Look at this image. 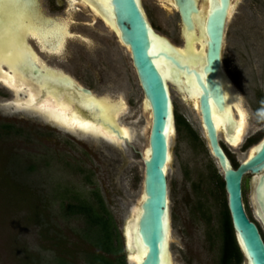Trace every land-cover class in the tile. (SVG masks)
Returning a JSON list of instances; mask_svg holds the SVG:
<instances>
[{
  "label": "rangeland",
  "instance_id": "1",
  "mask_svg": "<svg viewBox=\"0 0 264 264\" xmlns=\"http://www.w3.org/2000/svg\"><path fill=\"white\" fill-rule=\"evenodd\" d=\"M236 10L225 40L223 68L251 112V141L227 146L238 162L264 135V115L260 114L264 109V0H240ZM149 14L159 32L181 45L177 13L149 9ZM121 56L122 84L131 110L119 117V122L130 130L131 141L123 142L119 149L88 136L67 134L22 112L0 113V264H88L86 252L99 248L82 236L83 218L66 213L64 204L74 194L92 198L95 187L111 211L126 257L123 231L141 191L138 151L146 144L143 128L147 114L139 109L143 94L128 51L123 49ZM83 62L77 59L75 63L77 77L93 81L98 93L107 90L111 84L99 85ZM173 89L174 109L201 140L195 142L177 127L171 138L167 178L173 264H220L222 192L211 175L212 164L217 165L202 137L197 114ZM136 119L138 134L128 125ZM247 178L248 174L242 181L244 201L254 214Z\"/></svg>",
  "mask_w": 264,
  "mask_h": 264
},
{
  "label": "water",
  "instance_id": "2",
  "mask_svg": "<svg viewBox=\"0 0 264 264\" xmlns=\"http://www.w3.org/2000/svg\"><path fill=\"white\" fill-rule=\"evenodd\" d=\"M110 2L112 25L121 43L127 46L143 92L142 109L147 107L150 111L146 144L138 151L142 162L141 191L130 208L123 231L127 264H173L167 170L171 160V138L176 126L169 79L177 85L184 80L186 89H191L192 83H195L199 89L198 109L204 137L224 180L227 207L242 252V264H264V239L256 223L247 215L241 188L242 176L250 173L251 202L264 221V135L250 148L252 152L234 166L219 142V129L212 117L214 107L227 116L226 126L221 128L230 130L236 124L227 106L224 82L232 87L236 100H241V93L223 68L222 61L225 25L234 5L230 0H211L204 15L197 0H176L181 19L192 35L185 39L184 45H177L154 29L140 0ZM196 19L203 23L205 32L198 39L193 35ZM76 86L90 98L75 101L78 106L73 113L88 123L106 124L108 120L97 117L103 110L97 105L99 96L89 88L77 83ZM108 123L120 136L119 126L114 122L115 126ZM76 134L80 135L79 131ZM84 135L96 142H107L113 146L118 144L102 135L88 132ZM118 145H123V142Z\"/></svg>",
  "mask_w": 264,
  "mask_h": 264
},
{
  "label": "flooded vegetation",
  "instance_id": "3",
  "mask_svg": "<svg viewBox=\"0 0 264 264\" xmlns=\"http://www.w3.org/2000/svg\"><path fill=\"white\" fill-rule=\"evenodd\" d=\"M86 1L87 3L85 0H4L3 50L7 51L12 49L11 38L16 39L18 45H22H19L21 50V56L18 65L20 69L19 71H21L23 77L25 78L24 85H27V82H29V86L31 85L38 89L37 92L39 94L37 100L48 99L50 102L52 101L53 104L63 103L62 105L67 106V112H69L67 114L70 116L73 114L74 108L77 107L75 103L77 99L79 100L82 98L83 100H86L90 98L88 94H85L82 90L77 88V83L82 87L91 89L92 92L98 95L100 99L106 100V98L108 99L109 97L110 99L116 101L119 99L118 102H120V100H124L126 107L119 115V117H121L131 110L130 101L127 99L124 93L125 84H122V82H124V78L122 76L123 70L122 66L119 64L123 49H126L127 51L128 49L124 44L121 43L117 31L114 30V27H112L113 25L111 22L113 21V17L109 14V7L111 5L110 0ZM164 2L168 4V7H172V10L168 11V9L165 8L166 6L164 7L159 0H140L141 6L144 9L150 24L156 30L157 28L150 18L149 9H159L163 10L164 12L177 13L179 18V36L182 42L181 44L184 45L185 39H187V37H191L192 35H190L191 33L189 32V29L185 26L181 19L180 13L177 10V2L176 0H165ZM210 2L211 0H197L198 7L202 9L204 15L210 6ZM239 2L240 0H230V3L234 6L225 25L224 40H226L229 24L237 11L236 8ZM99 10L102 11L103 14L102 12L100 13ZM106 20L109 22V24H111V26L107 24ZM194 25L195 33H193V35H195V38L197 39L200 37L202 38L205 35V32L202 29L203 23L196 19L194 20ZM61 41L63 42L61 45L62 48L60 51H57ZM77 59L80 61L82 60V62L84 60V66L86 70L89 71L91 75H93L94 81H96L99 85L110 83L111 85L109 88H106L107 90L98 93L93 87V81H81L74 72ZM0 73L2 74L0 76V113L11 114L13 112H22L25 115H30L39 120L45 121L47 124L67 132V134L77 135L76 131H79L80 135L77 136H87L84 135L86 132L83 130H75L67 127L64 124L56 122V118L51 117L48 113L43 112L39 108L34 106L30 107L18 102L25 97L26 93L22 90L15 92L9 83L5 81V77L10 76L12 73V68H10L6 62L0 61ZM227 74L230 76L228 72ZM230 78L233 80L231 76ZM136 79L138 85L140 86L137 76ZM180 97L182 96L180 95ZM259 98V107L261 109L263 103L262 94L259 96ZM181 99L185 104L190 106V109L194 113L197 114V111L192 104H188L183 97ZM70 103L72 106L69 105ZM238 103H240V106H242L247 112V125L242 136V140L246 141L249 137L248 133L250 132V106L242 99ZM139 109L145 115L142 109V100L141 105H139ZM176 113L178 114L177 110L174 109V119ZM231 113L235 120H237V112L235 111L234 104L231 106ZM198 119L200 128H203L200 113L198 115ZM49 120H52L54 123L50 122ZM138 124L139 120L136 119L131 121V123L128 125L133 126V128L138 131ZM201 131L202 137L204 138L207 146V141L203 135L204 129H201ZM225 132L227 134L232 133L229 130L220 128L218 131L219 142L233 164L232 159H234V157H232L227 151V146H235L230 143ZM138 133L139 131L137 134ZM248 141L251 140L248 139ZM114 145V147L117 149H119L121 146L118 144ZM246 174H248L247 185L250 189L252 175L250 173ZM246 174L242 176L241 188L242 181ZM243 193L244 192L242 188V199L247 215L256 223L264 239V221L256 213L254 207L253 210L255 215L250 211L248 205H246L244 201Z\"/></svg>",
  "mask_w": 264,
  "mask_h": 264
},
{
  "label": "bare ground",
  "instance_id": "4",
  "mask_svg": "<svg viewBox=\"0 0 264 264\" xmlns=\"http://www.w3.org/2000/svg\"><path fill=\"white\" fill-rule=\"evenodd\" d=\"M159 1L162 3V5L164 7L166 6L165 8H167L168 11L172 10V7H168V4L166 2H164L165 0H159ZM85 2L87 3L86 0H85ZM105 6H106V4H105ZM101 12L102 11H100V13ZM102 14H103V12H102ZM106 22H107V24L109 26H111V24H109V22L107 20H106ZM114 30H116V29H114ZM116 35H117V33H116ZM11 42H12L11 43L12 44L11 45L12 49L11 50H7V51L3 50V60L2 61L6 62L10 66V68H12V73L10 74V76L5 77V81H7V83H9V85L11 86V88L15 92L18 91V90H22V91H24L26 93L25 97L23 99H21L22 101L20 100L18 102L23 103V104H25L27 106H30V107L34 106L36 108L41 109L43 112H46L51 117L57 119V121L53 119L54 121H56V122H58L60 124H64V125H66L69 128H72V129H75V130L80 129V130H83L86 133L88 132V133L95 134V135H102V136L108 137L109 139L117 142L118 144L122 143V142H126V141H131L130 130L124 124L119 122V115L123 112V110L126 107L124 100H120V102H118L119 99L116 101V100L110 99L109 97H108V99L106 98V100L98 98L97 105L99 106V109L102 108L103 110L100 113L97 114V117H101L102 120L103 119L108 120V121H106V124H104V125H102V123H99V125H96V124H93L91 122L88 123L86 120H83V119L80 120V118L77 115H75V113H73L70 116H68V114H67V113H69V112H67L68 108H67V106L62 105L63 103L62 104H56V103L53 104L52 101L50 102V100H48V99H42V100L38 99L37 100L38 94H39L37 92L38 89L36 87H34V86H31V85L29 86V82H27V85H24L25 84L24 83V79L25 78L23 77L21 71H19L20 69H19L18 65H19V61H20L19 59H20V56H21V50L19 48L20 44L18 45V43L16 42V39H14V38H11ZM19 43H21V42H19ZM62 43L63 42L61 41L60 46L58 47L57 51L61 50ZM20 46H22V45H20ZM125 47L127 48V46H125ZM2 72H3V70H2ZM1 75L2 74L0 73V76ZM2 79H3V77H2ZM191 79H192V77H191ZM168 85H169V89H170V87L174 88L178 92L179 96L181 95L186 102H189L190 104H192L194 106L195 110L197 111V114L199 115V109H198V91H199V89L197 88L195 83H192L191 89H186V87L184 86L185 85L184 84V80H182V84L177 85L176 83H174L173 80L169 79L168 80ZM223 85H224L225 96H226V99L228 101V105H227L228 108L231 110V106H232V104H234L235 111L237 112L236 124H234L232 126V129L229 130L232 133H230V134H227L226 132L225 133L227 134V138L230 141V143L233 144L234 146H237L242 140V136H243L245 127L247 125V112L242 106H240V103H238V101L236 100V97L233 94L232 87L228 84V82H224ZM61 94H63V93H61ZM86 100H88V99H86ZM57 101H58V99H57ZM69 105L72 106L71 103ZM143 109H144V112L147 114L146 121H145V126L143 128L144 135L147 136L148 129H149V123H150V120H149L150 111L147 109V107L143 108ZM232 111H233V109H232ZM241 113L244 114L243 123H241ZM105 116H108V118L106 119ZM212 117H213V120H214V123H215L217 129H220L221 126H224V127L226 126L227 116H226V114L224 112H218L213 107ZM108 122H111L112 124L114 122L115 124H117L119 126V132L121 134L120 136H118L115 133V131L109 127V125H108L109 123ZM115 124H113V125L115 126ZM201 129L203 130V128H201ZM251 152H252V149L248 150L246 155L248 153H251ZM131 258H134V257H131Z\"/></svg>",
  "mask_w": 264,
  "mask_h": 264
},
{
  "label": "trees",
  "instance_id": "5",
  "mask_svg": "<svg viewBox=\"0 0 264 264\" xmlns=\"http://www.w3.org/2000/svg\"><path fill=\"white\" fill-rule=\"evenodd\" d=\"M176 127L183 128L195 142H200L199 134L190 124L176 113ZM6 126H8L6 124ZM237 165V162L232 159ZM211 175L222 192L221 209L218 216L219 234L222 239L220 250L221 264H239L242 260V252L237 244L231 217L227 207L224 190V180L217 167L212 164ZM87 181H92L86 176ZM92 198L86 199L74 194L72 200L64 204L66 213L71 216H81L85 222L82 228V236L93 243L99 251L86 252L88 264H127L125 254L121 252L117 227L112 218L111 211L106 205L103 196L95 187L92 189Z\"/></svg>",
  "mask_w": 264,
  "mask_h": 264
},
{
  "label": "snow or ice",
  "instance_id": "6",
  "mask_svg": "<svg viewBox=\"0 0 264 264\" xmlns=\"http://www.w3.org/2000/svg\"><path fill=\"white\" fill-rule=\"evenodd\" d=\"M4 0H0V61L3 60V42H4V14H3ZM244 114L241 113V123H243Z\"/></svg>",
  "mask_w": 264,
  "mask_h": 264
},
{
  "label": "clouds",
  "instance_id": "7",
  "mask_svg": "<svg viewBox=\"0 0 264 264\" xmlns=\"http://www.w3.org/2000/svg\"><path fill=\"white\" fill-rule=\"evenodd\" d=\"M260 114L264 115V109L260 110Z\"/></svg>",
  "mask_w": 264,
  "mask_h": 264
}]
</instances>
